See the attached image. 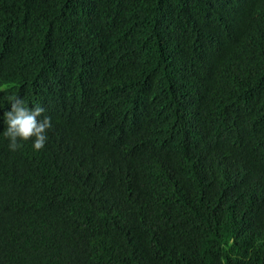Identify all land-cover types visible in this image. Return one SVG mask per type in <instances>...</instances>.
I'll return each mask as SVG.
<instances>
[{
    "label": "trees",
    "instance_id": "16d2710c",
    "mask_svg": "<svg viewBox=\"0 0 264 264\" xmlns=\"http://www.w3.org/2000/svg\"><path fill=\"white\" fill-rule=\"evenodd\" d=\"M15 95L0 264H264V0H0Z\"/></svg>",
    "mask_w": 264,
    "mask_h": 264
},
{
    "label": "clouds",
    "instance_id": "9594fccd",
    "mask_svg": "<svg viewBox=\"0 0 264 264\" xmlns=\"http://www.w3.org/2000/svg\"><path fill=\"white\" fill-rule=\"evenodd\" d=\"M7 105L0 115L3 124L0 137L6 140L7 148L15 152L23 142L30 141L34 151L42 149L53 127L52 117L45 114V108L38 102L29 104L19 95L9 97Z\"/></svg>",
    "mask_w": 264,
    "mask_h": 264
}]
</instances>
